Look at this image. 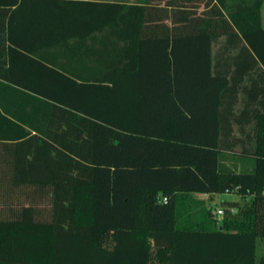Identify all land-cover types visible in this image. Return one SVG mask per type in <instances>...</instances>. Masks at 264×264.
I'll return each mask as SVG.
<instances>
[{
	"label": "trees",
	"instance_id": "16d2710c",
	"mask_svg": "<svg viewBox=\"0 0 264 264\" xmlns=\"http://www.w3.org/2000/svg\"><path fill=\"white\" fill-rule=\"evenodd\" d=\"M262 2H104L92 66L55 62L63 18L0 35V264H264V112L244 129L225 64L264 68Z\"/></svg>",
	"mask_w": 264,
	"mask_h": 264
},
{
	"label": "crops",
	"instance_id": "0c3cea01",
	"mask_svg": "<svg viewBox=\"0 0 264 264\" xmlns=\"http://www.w3.org/2000/svg\"><path fill=\"white\" fill-rule=\"evenodd\" d=\"M114 2L120 0H0V35H12L16 40L21 39L24 35H40L46 34V30H40L39 25L34 29H26L24 27V21L26 19H45V18H63L68 22L69 27L63 29H52L50 33L52 36L69 37L65 40L64 56H57V52L54 54L55 62L62 63L64 66H89L93 65V62L97 63L99 60L102 62V52L106 45L111 44L112 47L118 46L114 44V38H110L109 41L105 38V35L111 34L108 29L104 28H89L80 26V19L84 21L97 23L98 15L99 19L102 17V3ZM125 2H133V0H123ZM202 9V4L199 6L198 11ZM261 25L264 29V0L260 9ZM69 46V47H68ZM90 48V50L86 48ZM70 48V49H69ZM244 48V47H243ZM68 49V50H67ZM164 50V49H163ZM182 50H194L200 51V49H182ZM216 47L213 46L211 53V63L215 66ZM94 51L95 55L90 56L87 52ZM85 52V54H82ZM99 52V56H98ZM251 55L254 56L253 52ZM248 56V55H247ZM246 57L245 50L241 51L239 48H233L226 58L225 64L228 68L227 77L231 79L230 83L232 88H235L237 92V102L233 104L232 111L234 113L242 112L244 129L247 131L253 126L252 117L258 111L264 112V96H263V83H264V68L262 64L255 65L253 70H249L253 65L252 61H249ZM200 57L197 60L199 62ZM196 60V61H197ZM234 80V81H233ZM229 113V112H228ZM232 112L229 115L232 117ZM230 117V118H231ZM233 132H238L239 127L236 122L230 123ZM230 130V129H229ZM239 148H235V153ZM233 151V152H234ZM232 153V152H229ZM232 162V156H229ZM210 195L207 193L193 192L192 195ZM232 194V193H227ZM235 197L229 198L233 199Z\"/></svg>",
	"mask_w": 264,
	"mask_h": 264
},
{
	"label": "rangeland",
	"instance_id": "374dc122",
	"mask_svg": "<svg viewBox=\"0 0 264 264\" xmlns=\"http://www.w3.org/2000/svg\"><path fill=\"white\" fill-rule=\"evenodd\" d=\"M228 163H231L230 159L227 161ZM239 164V163H238ZM193 197L202 200L203 204L205 206H207L210 209H216V208H222L224 211V207L222 205V200L224 199H229L232 197H238L236 194L232 193V194H227V193H215L213 195H192ZM223 214V213H222ZM222 214L217 215V214H213L212 215L217 218L220 219V217L222 216Z\"/></svg>",
	"mask_w": 264,
	"mask_h": 264
},
{
	"label": "built area",
	"instance_id": "2783aa9c",
	"mask_svg": "<svg viewBox=\"0 0 264 264\" xmlns=\"http://www.w3.org/2000/svg\"><path fill=\"white\" fill-rule=\"evenodd\" d=\"M163 200H165L164 197H163ZM212 213H213V214L220 215V214L223 213V209H222V208H216V209H213V210H212Z\"/></svg>",
	"mask_w": 264,
	"mask_h": 264
}]
</instances>
